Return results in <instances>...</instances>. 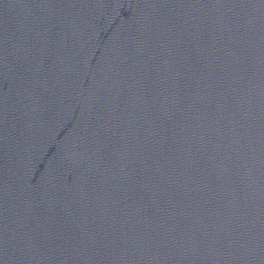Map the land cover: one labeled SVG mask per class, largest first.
<instances>
[{
    "label": "water",
    "instance_id": "water-1",
    "mask_svg": "<svg viewBox=\"0 0 264 264\" xmlns=\"http://www.w3.org/2000/svg\"><path fill=\"white\" fill-rule=\"evenodd\" d=\"M0 264H264V74L127 120L1 192Z\"/></svg>",
    "mask_w": 264,
    "mask_h": 264
}]
</instances>
